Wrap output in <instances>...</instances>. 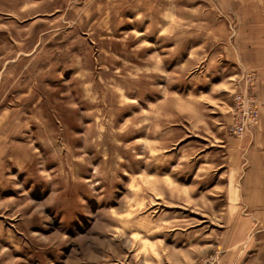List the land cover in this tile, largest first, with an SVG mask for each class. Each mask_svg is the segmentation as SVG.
<instances>
[{
	"label": "rangeland",
	"instance_id": "obj_1",
	"mask_svg": "<svg viewBox=\"0 0 264 264\" xmlns=\"http://www.w3.org/2000/svg\"><path fill=\"white\" fill-rule=\"evenodd\" d=\"M0 264H264V0H0Z\"/></svg>",
	"mask_w": 264,
	"mask_h": 264
},
{
	"label": "crops",
	"instance_id": "obj_2",
	"mask_svg": "<svg viewBox=\"0 0 264 264\" xmlns=\"http://www.w3.org/2000/svg\"><path fill=\"white\" fill-rule=\"evenodd\" d=\"M248 144H246L245 147H247ZM243 158H244V165L242 166L243 169L242 171H240V177L244 178V177H249V176H252V174L254 173V163L252 160H250L246 155H243ZM254 205H245V208L247 209H254Z\"/></svg>",
	"mask_w": 264,
	"mask_h": 264
}]
</instances>
